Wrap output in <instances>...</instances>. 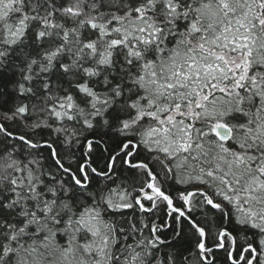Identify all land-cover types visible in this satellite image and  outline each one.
Returning a JSON list of instances; mask_svg holds the SVG:
<instances>
[{"label":"snow or ice","instance_id":"1","mask_svg":"<svg viewBox=\"0 0 264 264\" xmlns=\"http://www.w3.org/2000/svg\"><path fill=\"white\" fill-rule=\"evenodd\" d=\"M0 264H264V0H0Z\"/></svg>","mask_w":264,"mask_h":264}]
</instances>
